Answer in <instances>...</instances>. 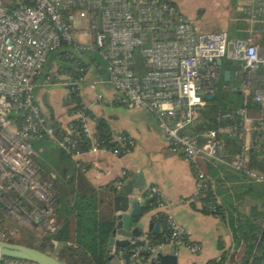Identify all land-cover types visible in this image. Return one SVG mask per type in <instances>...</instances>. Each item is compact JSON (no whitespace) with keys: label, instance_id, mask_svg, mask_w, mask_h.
Instances as JSON below:
<instances>
[{"label":"built area","instance_id":"built-area-1","mask_svg":"<svg viewBox=\"0 0 264 264\" xmlns=\"http://www.w3.org/2000/svg\"><path fill=\"white\" fill-rule=\"evenodd\" d=\"M12 4L8 10L0 0L2 212L29 222L23 213L29 206V216L49 228L54 174L50 173L46 180L39 178L35 162L43 151L39 142L48 140L70 157L80 154L76 148L83 139L90 142L85 151L88 153L119 156L134 147V141L120 133L112 137L114 148L93 141L94 121L84 113L87 108L81 102L70 115L80 123L78 131L69 124L55 134L41 114L33 96L35 81L48 58L63 45L75 52H66L64 58L73 59L78 72L83 70L79 54L94 55L103 64L114 103L144 110L154 118L168 150L195 168L193 197L207 195L210 199L201 207L214 212L220 199L214 180L197 168L198 162L222 165L246 183L264 186V46H257L251 37L230 38L222 31L199 33L168 0H12ZM76 12L85 14L86 33H81V39L75 42L72 36L77 34ZM244 13L252 20H264V0H255ZM85 34L90 40L83 41ZM222 60L234 66L232 73L227 70L228 82L231 77L238 79L236 89L242 104L217 112L215 127L205 131L199 141L189 134V128L204 111L202 99L214 95L219 79L222 89L228 87L222 79L226 70L220 69ZM139 62L144 71H139ZM81 79L62 73L63 103L74 106L70 94L79 93ZM95 100L102 101L101 95H96ZM228 139L238 143V150L231 155L224 144ZM143 192L149 209L165 224L167 242L173 248L197 253L198 246L187 242L184 229L171 213L175 203L164 198L156 186H148ZM11 236L0 230L3 241L8 242ZM131 257L141 259L138 251H133ZM218 260L219 257L215 262Z\"/></svg>","mask_w":264,"mask_h":264},{"label":"crops","instance_id":"crops-1","mask_svg":"<svg viewBox=\"0 0 264 264\" xmlns=\"http://www.w3.org/2000/svg\"><path fill=\"white\" fill-rule=\"evenodd\" d=\"M168 1L176 5L182 16L199 33L222 31L230 38L251 37L257 46H259L258 41L264 39V20H252L244 13L246 8L252 7L255 0ZM59 60L56 55L48 58L43 72L35 81L33 96L43 116L46 119L51 116L61 128H64L72 118L66 114L62 100L64 91L61 86L62 73ZM96 95H101L102 101H96ZM113 95L112 88L105 81L103 64L99 61L87 63L78 94L80 102L93 117L106 121L112 137L116 133L127 135L134 141V147L119 156L83 152L70 157L66 162L58 161L57 164L67 170V178L73 171L79 170L88 184L97 188L115 180H117L116 185L120 181L132 182L138 174H141L144 182L143 190L148 186H156L164 198L175 203L171 209L174 219L184 229L187 242L199 248L194 254L183 247L174 248L176 264H206L219 257V247L231 253L233 242L227 224L218 217L202 213L199 199L193 197L195 168L180 155L172 154L168 150L163 135L149 113L118 105L112 101ZM91 128L93 129L92 125ZM48 145V143L44 144L43 155L52 156L50 148L56 147ZM206 165L208 164L198 162L197 168L214 180L217 196L223 206L231 204L236 208V203L240 204L249 197L264 202L261 193L264 186L246 183L239 174L229 170L223 171L216 164H209L208 168L212 170L207 169ZM140 192L133 190L130 194L131 198L135 202L145 204L146 200L140 196ZM3 219H6V216ZM148 221L156 225L151 238H160L163 225L154 211L145 209L143 222L146 225ZM41 230L46 229L39 224V231ZM157 245L163 253H169L173 248L166 239ZM140 250L136 251L140 252ZM0 262V264H11L12 261L0 258ZM111 262L125 264L117 256H113Z\"/></svg>","mask_w":264,"mask_h":264},{"label":"trees","instance_id":"trees-1","mask_svg":"<svg viewBox=\"0 0 264 264\" xmlns=\"http://www.w3.org/2000/svg\"><path fill=\"white\" fill-rule=\"evenodd\" d=\"M1 2L8 10L13 7L12 0H1ZM258 44L263 47L264 39L261 38ZM66 52L75 53L71 47L63 45L59 52L55 54L61 62V65H59L60 72L70 74L74 79L83 77L87 63L99 61L94 55L79 54L78 61L83 70L82 72H78L76 62L73 59L67 60L64 58ZM62 62L66 64L62 65ZM226 64L230 63L227 62ZM226 70L229 69L226 68ZM232 91L236 94L235 100L237 103L235 101H229L227 103L219 102L215 110L216 113L229 111L242 104L240 92L236 88H232ZM78 94L77 91L71 92L70 94L71 103L74 106L63 103L68 116L80 108ZM247 104L250 105L249 102ZM84 113L94 121L92 140L99 146L114 148L116 144L112 139L106 121L102 118L93 117L88 110ZM47 121L54 129L55 134L60 133V126L51 116L47 118ZM69 124L76 131L79 130L80 123L77 120H71L67 125ZM214 127V117L210 118L200 115L196 122L189 128V134L196 136L199 141H202L203 138L201 135ZM45 143H48V146L53 145L48 140H44L39 142V146L45 149ZM224 144L226 153L229 155L238 150L236 140L228 139L224 141ZM89 146L90 142L83 139L78 144L76 150L79 153H83ZM43 151L39 158L43 157ZM57 151L59 163L66 162V160L70 159V156L58 148ZM206 164H208L206 165L207 169L212 170V168H208L210 167L209 164L212 163ZM216 165L223 171L228 170L222 165ZM250 167H255L254 162L250 164ZM66 172L67 170L62 169L60 164L56 168H52L44 160L39 164L38 173L41 180L49 179L50 173L54 174V178L51 179L55 188V195L51 202L52 222L48 229L39 232V238L33 236L29 238L28 244L22 245L48 252L61 264H113L111 259H108L106 241L114 225L112 199L118 190L116 185L117 180L94 188L88 184L79 170L73 171L69 178H67ZM215 193L217 195L216 190ZM209 200V196L206 195L201 197L199 202L203 205L207 204ZM149 208L148 202H145V209ZM253 209H251V215L239 216L235 211V207H232L231 204H224L223 206L221 200L220 204L215 206L214 212H210L205 206L200 208L202 213L218 217L223 223L227 224L233 242L231 253L219 247V260L217 262L215 260L208 261L206 264H264V217L261 213H255ZM258 216L259 218H257ZM2 218L3 216L0 214V223L3 222ZM157 219L163 225V233L160 238L157 239L156 237L153 239L156 244L167 239L165 224L162 218L159 217ZM2 259L7 260L6 258Z\"/></svg>","mask_w":264,"mask_h":264},{"label":"water","instance_id":"water-1","mask_svg":"<svg viewBox=\"0 0 264 264\" xmlns=\"http://www.w3.org/2000/svg\"><path fill=\"white\" fill-rule=\"evenodd\" d=\"M217 64L219 59L215 60ZM224 82L229 80V72H222ZM207 99H213L210 95ZM144 182L141 174H138L132 182H120L117 193L112 199V210L114 214V225L111 234L106 241L108 259L113 256L119 257L125 264H176L174 248L169 253H163L159 245L151 238L156 225L148 221L143 222V212L145 204L135 202L131 198L133 190L141 191L140 196L144 197ZM163 239V238H162ZM141 249L139 254L141 259L134 260L131 253ZM0 258L10 259L11 264L20 261L27 264H61L48 252L39 251L22 244H16L0 240Z\"/></svg>","mask_w":264,"mask_h":264},{"label":"rangeland","instance_id":"rangeland-1","mask_svg":"<svg viewBox=\"0 0 264 264\" xmlns=\"http://www.w3.org/2000/svg\"><path fill=\"white\" fill-rule=\"evenodd\" d=\"M85 14L83 12H79V13H74V20H75V27L77 30V34H74L72 36L73 41H78L79 36L81 35V33H86V22L84 21V16ZM83 41H88L90 40V36L85 34L84 37H82ZM258 41V39L256 40ZM260 46V45H259ZM227 62L222 60V65H221V71L224 69H229L231 71V73L234 70V67L232 66V64H226ZM59 65H61V62H58ZM66 63L62 62V65H64ZM140 65L139 67V71H144V68L142 67L141 63H138ZM138 75V73H136ZM238 79L237 78H232L230 79V81L228 82V87L225 89H222V82L221 79H219L217 85H216V89L214 92V99L213 100H205L202 99L203 103H204V111L202 112V116H207V117H214L215 113H216V107L218 105L219 102H223V103H227L229 101H235L237 103V101L235 100L236 98V94L232 91V88H236L238 86ZM34 144H32L33 146ZM50 148V147H49ZM52 150H50V152H52V156L44 154L43 157L41 158H35V162L37 164V167L39 168V164L42 163V160L47 161L49 163V165L53 168H56L58 166L57 162L59 161V157H58V151L56 148H50ZM54 154H56V157L54 158ZM261 193L264 196V188L261 189ZM252 197V196H251ZM236 208L235 211H238L237 213H239V215H244V216H248L251 215V209L254 210L255 213L259 214L261 213L262 216L264 217V206L262 202L256 201L255 199L252 198H248L246 200H243L242 202L236 203ZM232 206V205H231ZM233 207V206H232ZM30 207H24L23 213L26 215V218L29 220L22 222V221H18L16 219H14V217L12 216V214L6 212H2L0 209V214H2V216H6V219H3V222L0 223V230L3 231L4 234H12L11 237H9V241L11 243H16V244H28L29 243V238H32L33 236H35L36 238H39V222H35L30 216H29V209ZM227 211V210H226ZM227 215V212H226ZM3 216V217H4ZM29 216V217H28ZM259 218V216L257 217Z\"/></svg>","mask_w":264,"mask_h":264}]
</instances>
